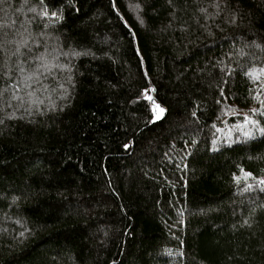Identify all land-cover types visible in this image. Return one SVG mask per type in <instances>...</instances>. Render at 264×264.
Returning <instances> with one entry per match:
<instances>
[{
  "label": "trees",
  "instance_id": "16d2710c",
  "mask_svg": "<svg viewBox=\"0 0 264 264\" xmlns=\"http://www.w3.org/2000/svg\"><path fill=\"white\" fill-rule=\"evenodd\" d=\"M0 44V264H264V0H2Z\"/></svg>",
  "mask_w": 264,
  "mask_h": 264
},
{
  "label": "snow or ice",
  "instance_id": "6c2138e0",
  "mask_svg": "<svg viewBox=\"0 0 264 264\" xmlns=\"http://www.w3.org/2000/svg\"><path fill=\"white\" fill-rule=\"evenodd\" d=\"M0 2H2V0H0ZM42 2H43V0H42ZM45 15H48V13H45ZM51 15L52 16H56L57 13L53 12V13H51ZM26 44H27V41H24L23 42V46H26ZM2 47H3V45L0 44V48H2ZM19 52H20V48L17 47L16 53H13V55H16ZM36 59H38L40 61H44L45 57L43 55H41L40 57H37ZM40 67H46V65L44 63H41L40 64ZM20 71L23 73V71H24L23 67L20 68ZM32 75L33 76H36V75H38V73L37 72H33ZM69 79H70V77H69ZM61 87H63V86L61 85ZM29 95H31V93H29ZM156 108L158 109V114L156 115V119H160L161 115L164 113L165 110L163 108H160L159 105H156ZM193 114L195 115V113H193ZM245 120H246V122H248V118L247 117H245ZM250 122L252 124H254V125H258V123H259L258 121H250ZM258 130H259L260 133L264 134V127H261ZM244 136L247 137V138H251L253 136V133L250 132V131H245L244 132ZM125 147L127 148L129 146L128 145H125ZM251 176H252V173L251 172H246L245 173V177H251ZM237 182H239L238 179H237ZM259 183L262 184V185H264V180L259 181ZM248 187L251 188V185H248ZM245 223H247V221H245Z\"/></svg>",
  "mask_w": 264,
  "mask_h": 264
},
{
  "label": "rangeland",
  "instance_id": "374dc122",
  "mask_svg": "<svg viewBox=\"0 0 264 264\" xmlns=\"http://www.w3.org/2000/svg\"><path fill=\"white\" fill-rule=\"evenodd\" d=\"M145 95H146V97H147V99L149 100V102H150V107H151V111H152V117H151V119H152V121H155V120H158V119H156V115L158 114V109L156 108V105H159L160 106V108H163L164 110H165V108H164V106L163 105H161L153 96H152V94L150 93V92H148V91H146V93H145ZM165 114V111H164V113L161 115V117L163 116ZM244 114V113H243ZM160 117V118H161ZM243 126H242V123H240L239 125H237V128H242Z\"/></svg>",
  "mask_w": 264,
  "mask_h": 264
}]
</instances>
